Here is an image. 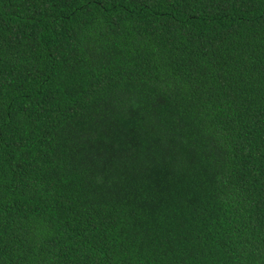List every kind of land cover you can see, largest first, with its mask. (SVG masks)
I'll list each match as a JSON object with an SVG mask.
<instances>
[{
	"label": "trees",
	"instance_id": "1",
	"mask_svg": "<svg viewBox=\"0 0 264 264\" xmlns=\"http://www.w3.org/2000/svg\"><path fill=\"white\" fill-rule=\"evenodd\" d=\"M0 264H264V0H0Z\"/></svg>",
	"mask_w": 264,
	"mask_h": 264
}]
</instances>
